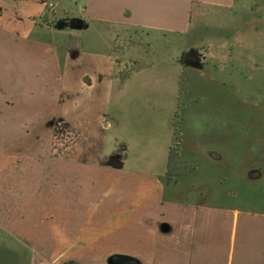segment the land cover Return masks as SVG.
Returning a JSON list of instances; mask_svg holds the SVG:
<instances>
[{"label": "crops", "instance_id": "1", "mask_svg": "<svg viewBox=\"0 0 264 264\" xmlns=\"http://www.w3.org/2000/svg\"><path fill=\"white\" fill-rule=\"evenodd\" d=\"M53 1L64 0H0V137H33L34 121L65 122L57 145L51 130L35 134L49 137L42 165L58 169L55 177H14L28 167L18 164L23 153L38 151L0 141V235L31 250L29 264H264L260 201L210 196L197 177L221 160L202 130L210 119L225 127V112L198 103L188 77L212 54L198 66L180 59L195 58L186 39L194 10L214 15L236 0H67L82 27L65 50L36 25ZM88 25L122 31V63L93 42ZM144 39L158 43L144 49ZM180 39L186 48L162 47ZM176 131L187 133L186 145ZM173 151L189 171L169 182ZM243 168L242 180L262 183L264 163ZM184 179L189 188L180 190ZM232 197L235 204L210 203ZM2 251L0 264L11 259Z\"/></svg>", "mask_w": 264, "mask_h": 264}, {"label": "rangeland", "instance_id": "2", "mask_svg": "<svg viewBox=\"0 0 264 264\" xmlns=\"http://www.w3.org/2000/svg\"><path fill=\"white\" fill-rule=\"evenodd\" d=\"M53 2L55 3V11L48 19V23L42 26L45 28L43 30L44 38L62 50L73 48L78 41L77 33L79 31L77 29L82 27V23L71 13L72 5L70 3L68 5L67 0L60 2V5H57L55 1ZM235 2L232 9L216 12L214 14L216 17L210 15L209 12L194 10L189 38L186 36V39L189 40L187 42L189 45L191 42L194 43L195 58L191 59L182 54L180 59L182 62L187 61L198 66L203 62L202 56L205 51L211 52V63L207 69L203 72L190 73L188 77L194 85V97L199 101L198 103L203 104L206 100L205 102H209L211 105V109L216 107L221 113V110L225 112V127L222 126V121L219 126V121L216 123L214 119H210L206 123V129L202 130L205 142L207 141L206 143H209L211 148L216 149L217 153L221 154L220 163L217 164V168L213 169L204 166L202 170L204 169L205 175L200 173L197 177L203 180L202 183L208 189L210 196H213V191L215 193L222 192L226 195L232 194L231 196L234 197L240 194H242L241 196L244 194L250 197L255 196L260 201L261 206L264 207V178L259 184L251 181L248 183L241 178L245 172L243 166H251L256 162L264 163V0H236ZM206 16L212 17L208 19ZM41 21V16L36 19L38 27H41ZM65 22H71L73 26L65 28L63 27ZM108 28L88 25L86 33L90 34L92 30H94L93 32L97 31L91 37L92 40L94 39L93 42L99 43L100 48L110 47L113 49L118 55V62L122 63L121 52L124 45V41L121 39L122 31L114 29L115 33L112 34ZM100 32H103L101 38ZM218 34L221 35L219 42L217 38L213 39ZM113 35L115 36L114 44L111 43ZM157 43L154 40L144 39L141 48L148 49ZM170 43L172 44L170 45ZM176 43L164 41L162 47H166L163 44H169L168 48L171 49L186 48V41L180 39ZM215 65H220V67L215 68ZM205 83L208 84L209 88H203ZM210 112L213 114L215 111ZM21 124L20 122V134L25 133L26 130L20 127ZM64 124V121L56 117L50 121H34L33 127L35 134L43 131L47 134L51 130V144L57 145L59 142L58 130L64 128ZM219 130L221 133L218 132ZM214 131H217L216 134ZM35 134L33 137L22 134L13 138L0 137V141L5 142L7 140L8 143L6 142V144H12L19 149L38 151L37 154L23 153L18 164L28 167L24 174L23 169L18 167L13 176L22 177L25 174L32 178L49 175L51 177L58 176V169H49L47 166L43 168L42 165V156L46 154L45 150L48 147L49 137ZM181 140L184 145L187 144V133L181 138L177 133L179 144ZM173 152L176 157L175 151ZM30 155H35L36 158H27ZM32 160H39L41 163L35 164ZM178 164L181 165L182 163L179 162ZM175 166L176 164L173 163L168 169L167 179L169 182L172 181V178L182 174L181 167L176 169ZM38 186L41 188L42 185L38 184ZM179 188L180 190L189 188L188 180L184 179ZM216 202L235 204L237 200L235 201L233 198V200L224 202L210 201V203ZM6 236L5 233L0 235V242H2L0 246L4 256H9L11 259L9 262L4 260V264H29L28 255H30L31 250L15 249Z\"/></svg>", "mask_w": 264, "mask_h": 264}, {"label": "built area", "instance_id": "3", "mask_svg": "<svg viewBox=\"0 0 264 264\" xmlns=\"http://www.w3.org/2000/svg\"><path fill=\"white\" fill-rule=\"evenodd\" d=\"M54 11H55L54 3L53 2H48L46 4V6H45L44 12L41 15V20H42L41 23H42V25H45V24L48 23L47 21L50 18V16L53 15Z\"/></svg>", "mask_w": 264, "mask_h": 264}, {"label": "trees", "instance_id": "4", "mask_svg": "<svg viewBox=\"0 0 264 264\" xmlns=\"http://www.w3.org/2000/svg\"><path fill=\"white\" fill-rule=\"evenodd\" d=\"M177 157H175L174 155H171L170 156V158H169V162H168V169H170V167H171V165L173 164V163H175L176 164V166L174 167V168H178V167H181L180 169L182 170V174H180V175H185L189 170H188V168L184 165V166H182V164L180 165V164H178L179 163V161L176 159Z\"/></svg>", "mask_w": 264, "mask_h": 264}, {"label": "water", "instance_id": "5", "mask_svg": "<svg viewBox=\"0 0 264 264\" xmlns=\"http://www.w3.org/2000/svg\"><path fill=\"white\" fill-rule=\"evenodd\" d=\"M72 26L73 25H72L71 22H65V23H63V27H65V28H69V27H72ZM115 260L118 261L119 263L120 262L129 261V259H127V258H115Z\"/></svg>", "mask_w": 264, "mask_h": 264}]
</instances>
